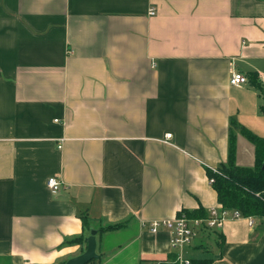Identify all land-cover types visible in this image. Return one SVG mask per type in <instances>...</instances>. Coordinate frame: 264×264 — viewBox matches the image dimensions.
Listing matches in <instances>:
<instances>
[{"label": "crops", "instance_id": "1", "mask_svg": "<svg viewBox=\"0 0 264 264\" xmlns=\"http://www.w3.org/2000/svg\"><path fill=\"white\" fill-rule=\"evenodd\" d=\"M254 78L264 0H0V264H67L92 230L90 264H264V221L235 210L182 249L150 231L225 209L208 170L264 115Z\"/></svg>", "mask_w": 264, "mask_h": 264}, {"label": "trees", "instance_id": "2", "mask_svg": "<svg viewBox=\"0 0 264 264\" xmlns=\"http://www.w3.org/2000/svg\"><path fill=\"white\" fill-rule=\"evenodd\" d=\"M254 82L264 98V87L258 78ZM264 114V105L261 108ZM243 133L254 144L256 161L254 168H242L236 165L235 140L231 142L229 161L217 171L208 170L214 179L213 188L218 194L219 203L227 210H235L245 217H255L264 221V138L251 134L243 128ZM203 213V212H201ZM201 213L188 214L201 217ZM212 260L200 258L192 264H211Z\"/></svg>", "mask_w": 264, "mask_h": 264}, {"label": "built area", "instance_id": "3", "mask_svg": "<svg viewBox=\"0 0 264 264\" xmlns=\"http://www.w3.org/2000/svg\"><path fill=\"white\" fill-rule=\"evenodd\" d=\"M151 16L156 15L155 9L150 11ZM248 82V79L240 73H235L230 79V84L233 86H241ZM171 138V135L168 136ZM214 179H211V183H214ZM63 183L58 178H50L48 180V187L52 194H57L62 187ZM229 212L226 209H213L210 211L206 218H189L186 215H179L173 220L163 221H152L150 223V231L154 234L159 233L163 230L168 231L172 235V246L173 248L182 249L186 246H190L197 236L198 232L202 230L209 231L213 229H220ZM235 218H242L240 212H235ZM255 221L253 218H249V225L253 227ZM181 264H191L189 260L182 261Z\"/></svg>", "mask_w": 264, "mask_h": 264}, {"label": "rangeland", "instance_id": "4", "mask_svg": "<svg viewBox=\"0 0 264 264\" xmlns=\"http://www.w3.org/2000/svg\"><path fill=\"white\" fill-rule=\"evenodd\" d=\"M245 103L244 110L248 108L247 100L243 99ZM246 115L242 118L244 123H240L245 129H247L251 134L264 138V115L261 118H257L251 115V111H244ZM240 133L238 136L237 134ZM235 148H236V157L240 158L238 155L241 154L243 162H249V149L251 146L255 147L254 144L247 138V136L241 131V129H235ZM243 137L244 141L239 140Z\"/></svg>", "mask_w": 264, "mask_h": 264}, {"label": "water", "instance_id": "5", "mask_svg": "<svg viewBox=\"0 0 264 264\" xmlns=\"http://www.w3.org/2000/svg\"><path fill=\"white\" fill-rule=\"evenodd\" d=\"M86 243V251L80 256L69 260L67 264H90L91 262L100 259V256L97 253V231H91L90 237L86 239Z\"/></svg>", "mask_w": 264, "mask_h": 264}]
</instances>
